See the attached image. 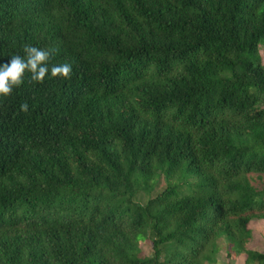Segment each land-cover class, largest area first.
<instances>
[{"label":"trees","instance_id":"trees-1","mask_svg":"<svg viewBox=\"0 0 264 264\" xmlns=\"http://www.w3.org/2000/svg\"><path fill=\"white\" fill-rule=\"evenodd\" d=\"M24 45L73 71L0 97V264L264 263V0H0Z\"/></svg>","mask_w":264,"mask_h":264},{"label":"clouds","instance_id":"clouds-1","mask_svg":"<svg viewBox=\"0 0 264 264\" xmlns=\"http://www.w3.org/2000/svg\"><path fill=\"white\" fill-rule=\"evenodd\" d=\"M56 51L54 47L24 45L23 56H10L6 62L0 64V97L10 96L14 89L25 82L26 74H29L28 79L32 83H43L49 74L50 78L70 79L73 71L70 63L50 65ZM28 107V103L24 102L20 105V110L27 112Z\"/></svg>","mask_w":264,"mask_h":264},{"label":"rangeland","instance_id":"rangeland-1","mask_svg":"<svg viewBox=\"0 0 264 264\" xmlns=\"http://www.w3.org/2000/svg\"><path fill=\"white\" fill-rule=\"evenodd\" d=\"M259 52L264 64V46H260ZM257 185L260 187L264 186V178L263 181L258 182ZM165 186L166 182L163 177L157 178L155 184L153 185V188H151L149 191L139 189L136 195V199L145 201L148 196H154ZM248 231L250 235L247 243L248 248L257 251L258 253L264 254V219L250 220L248 222ZM141 250L143 254L149 253L151 251V247L148 241H145L143 243ZM227 251H230V256L227 255ZM245 258L246 254L244 252L236 253L233 250L231 251V249L228 248L227 244L221 241L220 249L216 255L217 260L212 264H257V260L246 263Z\"/></svg>","mask_w":264,"mask_h":264}]
</instances>
